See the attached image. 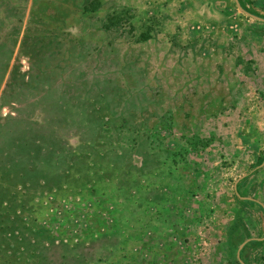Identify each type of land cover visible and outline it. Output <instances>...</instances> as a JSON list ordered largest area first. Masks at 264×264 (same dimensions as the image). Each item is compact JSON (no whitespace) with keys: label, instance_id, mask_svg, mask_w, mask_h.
<instances>
[{"label":"rangeland","instance_id":"1","mask_svg":"<svg viewBox=\"0 0 264 264\" xmlns=\"http://www.w3.org/2000/svg\"><path fill=\"white\" fill-rule=\"evenodd\" d=\"M263 159L235 0H0V264H241Z\"/></svg>","mask_w":264,"mask_h":264},{"label":"trees","instance_id":"2","mask_svg":"<svg viewBox=\"0 0 264 264\" xmlns=\"http://www.w3.org/2000/svg\"><path fill=\"white\" fill-rule=\"evenodd\" d=\"M239 1H240L241 5H242L246 10H248V11L254 13V14H257V15H259V16L264 17V14L257 12L256 10L252 9V8L249 6V3L251 2L250 0H239ZM240 182H241V181H239V182L237 183V190H238L239 197H241V195H240V190H239ZM242 199H243L244 201L251 202V203H253V204L257 205V206H261V207H263V206L261 205V203H260L258 200H255V199H249V198H242ZM263 239H264V238H263ZM261 241H262V239H251V240H248V241L243 245V247H242L241 250H240V257L243 258L244 261H247V260L245 259V257H244V254H243V250H244V248H245L247 245L251 244V243H258V242H261Z\"/></svg>","mask_w":264,"mask_h":264},{"label":"water","instance_id":"3","mask_svg":"<svg viewBox=\"0 0 264 264\" xmlns=\"http://www.w3.org/2000/svg\"><path fill=\"white\" fill-rule=\"evenodd\" d=\"M235 2H236V5H237L238 10L242 11V12L245 13L246 15H249V16H251V17H253V18H256V19L264 20V17L259 16V15H257V14H254V13H252V12L246 10V9L241 5V3H240L239 0H235ZM262 164H264V159H263V161L260 163V165H262ZM244 174H245V173H244ZM242 175H243V174H242ZM234 188L236 189V181H235V183H234ZM236 193H238V192H236ZM241 197H243V198H249V199H255V198L250 197V196H241ZM255 200H256V199H255ZM260 203H261V202H260ZM261 204H262V206L264 207V204H263V203H261ZM263 238H264V235H263V236H251V237L246 238L245 240H243V241L240 243L239 248H238V251H237V257H238V259H239V261H240L241 264H245L244 261H243V260L241 259V257L239 256V250H240V248L244 245V243L247 242V241L250 240V239H263Z\"/></svg>","mask_w":264,"mask_h":264}]
</instances>
